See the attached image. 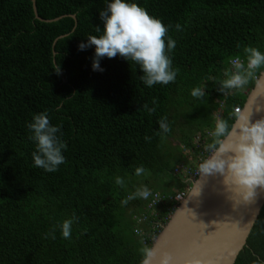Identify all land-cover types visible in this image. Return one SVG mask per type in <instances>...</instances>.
<instances>
[{
	"label": "trees",
	"instance_id": "16d2710c",
	"mask_svg": "<svg viewBox=\"0 0 264 264\" xmlns=\"http://www.w3.org/2000/svg\"><path fill=\"white\" fill-rule=\"evenodd\" d=\"M104 2L36 0L40 20L33 0H0V264H140L141 249L169 222L176 194L188 191L187 172L211 154L215 118L233 125L255 86L254 79L222 92L219 80L245 47L264 51V0H138L177 41L175 82L151 88L136 63L105 57L104 71H93L95 47L79 49L101 34ZM197 86L205 97L191 96ZM44 111L68 145L55 172L34 167L32 157L27 124ZM164 117L168 133L160 129ZM145 185L161 203L122 205ZM73 215L72 238L64 239L56 226ZM256 261L264 264V208L235 264Z\"/></svg>",
	"mask_w": 264,
	"mask_h": 264
},
{
	"label": "clouds",
	"instance_id": "9594fccd",
	"mask_svg": "<svg viewBox=\"0 0 264 264\" xmlns=\"http://www.w3.org/2000/svg\"><path fill=\"white\" fill-rule=\"evenodd\" d=\"M104 3L105 7L100 10L103 28L97 26V31L101 34L89 35L86 41L79 44L81 51L95 47L92 58L93 71L103 72L101 61L105 57L111 59L119 55L128 62L139 65L143 73L141 80L149 88L156 84L168 85L175 82L178 69L173 68L171 53L176 48L177 41L169 35L171 26L150 14L138 0H105ZM175 28L177 31L182 30L180 24ZM243 53V58L239 55L229 58L230 67L224 69L223 78L219 80L222 92L244 90L252 80L257 81L258 70L264 69V51L259 47L247 46ZM56 71L59 72L60 68ZM205 95L204 87L197 86L191 90V96L194 98L201 99ZM243 108H236L234 113L235 119L241 122L239 127L235 124L230 125L220 116L215 118V126L210 133L212 143L207 145V150L211 154L200 162L196 170H199L201 176L221 174L230 190L241 196L243 201H250L255 197L257 188L264 187V117L253 120L251 115L243 114ZM166 121L167 117L159 121L163 133L171 131V126ZM27 128L30 132L29 139L36 146L32 153L34 167L42 168L46 172L58 171L59 166L66 162L64 151L68 147L60 135L61 126L53 125L48 112L44 111L35 114L28 122ZM144 172L142 165L135 169L136 176H141ZM195 181L190 184V188L188 186V191H183L186 195L181 201L176 197L183 192L176 194L177 206L170 218L186 198ZM115 183L121 187L125 186V181L121 177H117ZM151 195L152 192L146 185L141 186L121 203L126 205L129 200L135 198L147 200ZM77 220L78 217L73 215L56 226L64 239L72 238V225ZM145 223L146 217L137 219V227H143ZM164 226L166 225L162 226L160 233ZM141 253L140 264H153L157 256L155 249L146 246L141 249ZM169 261L170 257L161 258V264H169ZM255 264L261 262L256 261Z\"/></svg>",
	"mask_w": 264,
	"mask_h": 264
},
{
	"label": "water",
	"instance_id": "95a60500",
	"mask_svg": "<svg viewBox=\"0 0 264 264\" xmlns=\"http://www.w3.org/2000/svg\"><path fill=\"white\" fill-rule=\"evenodd\" d=\"M33 2L36 17L43 20ZM243 114L253 120L264 117V69L248 94ZM240 123L234 124L239 127ZM263 208L264 187L257 188L252 200L243 201L225 185L221 174L199 175L154 241L153 264H161L166 256L169 264H235Z\"/></svg>",
	"mask_w": 264,
	"mask_h": 264
},
{
	"label": "built area",
	"instance_id": "2783aa9c",
	"mask_svg": "<svg viewBox=\"0 0 264 264\" xmlns=\"http://www.w3.org/2000/svg\"><path fill=\"white\" fill-rule=\"evenodd\" d=\"M240 109V108H237ZM236 109V110H237ZM199 175V170L196 171H191V172H187V182H188V186L190 188V184L195 181V179L197 178V176ZM186 193H180L178 194V196L176 197V199L178 201H181L184 197H185ZM150 200L149 202V207H154L156 205V203H160L161 202V195H159L158 192H155L154 194H152L149 198ZM159 225V224H158ZM162 226V225H161ZM156 228V227H155Z\"/></svg>",
	"mask_w": 264,
	"mask_h": 264
},
{
	"label": "rangeland",
	"instance_id": "374dc122",
	"mask_svg": "<svg viewBox=\"0 0 264 264\" xmlns=\"http://www.w3.org/2000/svg\"><path fill=\"white\" fill-rule=\"evenodd\" d=\"M173 145H175V146H178L179 145V142H181V140L180 139H171V141H170ZM191 157V156H190ZM177 173H180V171H178ZM144 178V177H143ZM145 181V180H144ZM129 182V181H128ZM154 182V181H153ZM131 183V182H130ZM132 210L133 209H131L129 212H128V214L130 215L129 216V219H132ZM139 210L140 209H136V210H134V213H138L139 212ZM135 225V224H134Z\"/></svg>",
	"mask_w": 264,
	"mask_h": 264
}]
</instances>
